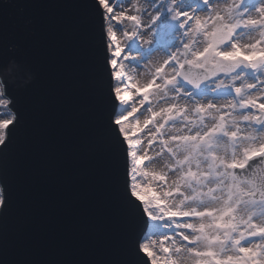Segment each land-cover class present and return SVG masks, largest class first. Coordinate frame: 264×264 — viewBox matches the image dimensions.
Returning <instances> with one entry per match:
<instances>
[{"label": "snow or ice", "instance_id": "6c2138e0", "mask_svg": "<svg viewBox=\"0 0 264 264\" xmlns=\"http://www.w3.org/2000/svg\"><path fill=\"white\" fill-rule=\"evenodd\" d=\"M93 5L105 52L96 85L108 106L99 143L123 164L131 226L125 250L109 264H264V169L259 176L253 169L257 160L264 166V0ZM162 30L170 42L153 46ZM7 31L0 17V45ZM32 78L15 56L0 54V84ZM6 89L0 177L10 161L25 162L14 138L21 116ZM11 211L12 197L0 187V222ZM149 222L166 230L150 235L142 227ZM5 255L0 247V264Z\"/></svg>", "mask_w": 264, "mask_h": 264}, {"label": "water", "instance_id": "95a60500", "mask_svg": "<svg viewBox=\"0 0 264 264\" xmlns=\"http://www.w3.org/2000/svg\"><path fill=\"white\" fill-rule=\"evenodd\" d=\"M8 31L0 54L32 80H5L22 125L21 167L0 177L12 211L0 222L6 264H109L129 241L122 162L99 143L107 120L104 41L93 0H0ZM14 46L8 51V46ZM257 160L253 169L261 173ZM148 226L143 231L152 234ZM141 232V226H135Z\"/></svg>", "mask_w": 264, "mask_h": 264}, {"label": "rangeland", "instance_id": "374dc122", "mask_svg": "<svg viewBox=\"0 0 264 264\" xmlns=\"http://www.w3.org/2000/svg\"><path fill=\"white\" fill-rule=\"evenodd\" d=\"M222 2H223V0H222ZM254 2H255V0H248L249 4H252ZM201 15H203V13H201ZM169 42H170V40H169L168 31L167 30H162L160 32V34L157 36L156 41L154 42L153 46L165 47V46H167V44ZM243 42H249V37L248 36H244L243 37ZM150 59L152 60L153 63H155L159 59V55L158 54H153L150 57ZM146 71L147 70L144 69L143 67L138 69L137 70V77H136L137 80L142 82L143 80L147 79ZM219 103H223V101L221 100V101H219ZM149 229H150V231H152L153 229H158L159 232H162V231L166 230L160 223H154V226H149Z\"/></svg>", "mask_w": 264, "mask_h": 264}, {"label": "bare ground", "instance_id": "6f19581e", "mask_svg": "<svg viewBox=\"0 0 264 264\" xmlns=\"http://www.w3.org/2000/svg\"><path fill=\"white\" fill-rule=\"evenodd\" d=\"M118 34H119V32H118ZM2 94H3V92H2V87L0 84V95H2ZM8 112H9L8 109H6L4 106L0 105V118H8ZM139 118L142 120L143 116H140ZM162 163H163V161H159L157 163L151 164L150 167H154L156 169H159ZM260 168L264 169V166H261ZM148 228H149V226H148ZM151 232H152V234L153 233H159V230L153 229Z\"/></svg>", "mask_w": 264, "mask_h": 264}]
</instances>
